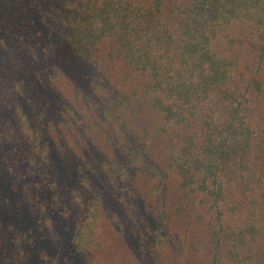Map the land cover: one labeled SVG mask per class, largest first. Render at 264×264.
I'll return each mask as SVG.
<instances>
[{
  "label": "trees",
  "instance_id": "1",
  "mask_svg": "<svg viewBox=\"0 0 264 264\" xmlns=\"http://www.w3.org/2000/svg\"><path fill=\"white\" fill-rule=\"evenodd\" d=\"M31 3V22L41 25L39 20H46L57 26L77 56L107 51L104 62L121 66L124 80L134 82L132 93L124 96L127 105L141 100L161 115L164 126L159 134L171 136L172 142L166 148L167 172L175 176L185 198L202 204L213 216L209 230L217 250L229 247L231 264H251V259L253 264H264L254 258L251 243L261 229L248 209L264 207V174L251 166L258 147H264V132L256 126L250 96L255 89L264 91V82L252 78L246 86L239 85L241 60L224 46L233 24L251 23L260 28L258 61L264 63V0ZM50 66L49 79L54 82L62 67ZM114 96L122 100L119 93ZM0 101L8 110L0 116V191L7 184L6 205L27 221L22 231L12 229L15 222L4 226L1 212L0 233L13 230L16 242L24 246L34 225L60 217L70 230L67 251L40 252L43 264H96L91 251L103 247L104 196L88 192L87 173L74 183L63 184L54 175L49 180L48 170L54 171L58 159L50 140L54 126L32 117L10 89L0 91ZM115 166L133 173V181L144 172L156 179L162 173L151 156L148 136L132 137ZM258 213L253 211L252 216L257 218ZM25 255H17L15 264ZM1 264H10L9 257Z\"/></svg>",
  "mask_w": 264,
  "mask_h": 264
},
{
  "label": "rangeland",
  "instance_id": "2",
  "mask_svg": "<svg viewBox=\"0 0 264 264\" xmlns=\"http://www.w3.org/2000/svg\"><path fill=\"white\" fill-rule=\"evenodd\" d=\"M31 1L0 0V91L10 89L32 117L54 126L50 140L58 159L54 171L48 170L49 180L55 177L63 184L74 183L87 173L88 192L104 196L103 247L90 250L96 264H231L229 247L217 250L210 235L211 213L185 198L175 176L167 172L166 148L172 142L171 136L159 134L164 126L161 115L141 100L127 105L124 96L132 93L134 82L124 80L121 66L104 62V48L79 57L64 42L57 26L46 20H39L41 25L31 22ZM250 24H233L224 40L229 54H237L241 60L237 82L244 86L252 78L264 82V63L258 61L260 28ZM50 65L62 67L54 82L49 79ZM117 93L121 101L115 100ZM250 96L256 126L264 132V91L255 89ZM6 112L7 105L0 101V116ZM144 136L150 137L151 156L162 173L156 179L144 172L133 181V173L115 165L128 151L129 140ZM251 164L264 174V147H258ZM7 191L6 184L0 191L1 222L7 226L15 222L12 229L22 231L27 221L6 205ZM250 208L251 219L261 229L251 243L256 248L254 258L264 261V207ZM253 211H259L257 218ZM66 226V221L55 216L43 225H34L24 246L16 242L13 230L0 233V264L6 257L13 264L21 252L26 255L17 264H43L39 254L43 251L66 252L70 232ZM83 255L79 253L78 258ZM248 263L253 264V259Z\"/></svg>",
  "mask_w": 264,
  "mask_h": 264
}]
</instances>
